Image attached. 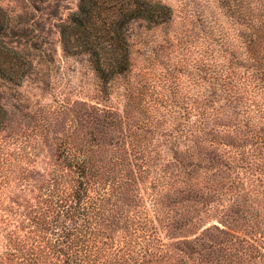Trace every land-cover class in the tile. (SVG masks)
Segmentation results:
<instances>
[{
  "label": "trees",
  "instance_id": "1",
  "mask_svg": "<svg viewBox=\"0 0 264 264\" xmlns=\"http://www.w3.org/2000/svg\"><path fill=\"white\" fill-rule=\"evenodd\" d=\"M220 4L191 41L164 3L78 0L62 50L98 95L61 104L48 171L0 97V264H264V0ZM14 34L0 5V90L35 69Z\"/></svg>",
  "mask_w": 264,
  "mask_h": 264
},
{
  "label": "rangeland",
  "instance_id": "2",
  "mask_svg": "<svg viewBox=\"0 0 264 264\" xmlns=\"http://www.w3.org/2000/svg\"><path fill=\"white\" fill-rule=\"evenodd\" d=\"M154 1L174 9L178 22L185 29L184 35L179 37L185 40L198 41L203 26H232L220 0ZM0 5L12 19L14 41L35 62V69L22 86H3L0 90L1 101L12 119L13 130L7 132L6 138L9 141L14 137L30 140L28 151L39 156L35 167L48 171L54 161L52 138L72 120L68 111L59 110L61 104L73 106L76 101H88L95 95L94 89L98 95L99 84L86 63L65 58L62 50L60 27L77 12L78 0H0ZM182 50H175L173 56L181 57L186 53ZM112 103L122 109L120 100L113 99ZM44 124L49 128H41ZM41 137L47 142L38 143ZM14 194L30 202L36 192L33 187L24 186L23 194L16 188ZM11 228L0 225V243Z\"/></svg>",
  "mask_w": 264,
  "mask_h": 264
}]
</instances>
